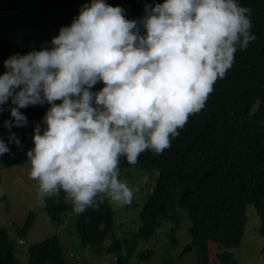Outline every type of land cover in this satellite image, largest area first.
Masks as SVG:
<instances>
[{
    "label": "clouds",
    "instance_id": "clouds-1",
    "mask_svg": "<svg viewBox=\"0 0 264 264\" xmlns=\"http://www.w3.org/2000/svg\"><path fill=\"white\" fill-rule=\"evenodd\" d=\"M144 13L129 20L125 9L90 0L50 48L4 61L0 114L14 105L3 124L9 142L20 146L11 129L27 126L21 109L49 105L26 153L40 204L63 193L77 216L105 201L130 205L135 191L120 178L121 158L135 166L146 151L170 148L236 52L256 39L252 9L238 0H164ZM9 153L0 139V157Z\"/></svg>",
    "mask_w": 264,
    "mask_h": 264
},
{
    "label": "trees",
    "instance_id": "trees-1",
    "mask_svg": "<svg viewBox=\"0 0 264 264\" xmlns=\"http://www.w3.org/2000/svg\"><path fill=\"white\" fill-rule=\"evenodd\" d=\"M85 1L90 3V0ZM16 2L0 0V12L13 13ZM163 2L105 0L112 7L125 9L129 20H140L145 14V4L154 6ZM238 3L252 9L255 41L247 50L236 52L235 62L226 77L215 83L205 107L189 118L171 141L170 148L159 155L146 151L135 166L121 158V171L135 169L155 175L151 190L148 188L150 191L141 196L143 203L136 232L123 238L111 236L109 244L103 247L102 243L113 229L109 202L105 201L99 210L88 209L79 216L73 213L70 204L64 203L63 193L60 198L47 200L46 206L43 205L42 210L53 224L66 216L68 221L74 222L81 247L93 248L96 255L112 256L113 264H127L138 253L140 243L150 240L165 223L171 225L168 235L175 246V234L187 219L189 245L195 250L197 264H207L208 242L215 243L220 253L240 245L247 222V206L253 207L259 216L258 233L264 235V0H238ZM40 15L46 17L47 24L58 18L70 26L79 15L77 0H48ZM35 31H20L17 41L0 37V75L6 71L4 61L9 57L51 47V41L33 43ZM103 86L98 83L92 91L97 92ZM11 107L14 105L9 101L0 114V139L10 148L9 154L0 157V170L29 166L26 153L34 147V127L42 121L49 105L20 110L27 117V126L11 129L20 141L19 147L9 142V130L3 126L4 121L11 120ZM35 184L37 187L36 181ZM34 218V213L30 212L15 229L16 241L26 237ZM100 225H103L102 230ZM15 240L0 224V264H20ZM27 255V264H66L56 234L31 245Z\"/></svg>",
    "mask_w": 264,
    "mask_h": 264
},
{
    "label": "rangeland",
    "instance_id": "rangeland-1",
    "mask_svg": "<svg viewBox=\"0 0 264 264\" xmlns=\"http://www.w3.org/2000/svg\"><path fill=\"white\" fill-rule=\"evenodd\" d=\"M47 1L17 0L16 11L0 12V37L17 41L20 31L34 29L36 31L33 43L51 41L59 34V30L67 25L58 18H53L47 24L46 17H41L40 11L47 7ZM84 4L85 0H77L79 13ZM29 173L28 165L0 170V224L9 231L10 237L15 240V229L23 224L30 212L35 215L26 237L19 242L15 240L18 262L27 264L28 248L56 234L60 239L66 264H113L112 256L104 253L96 255L93 248L80 246L74 222L68 221L67 216L58 221V224L49 221L42 210L43 205L37 201V187L35 181L30 179ZM120 178L127 181L135 191V196L132 203L127 206L121 207L110 203L113 229L111 235L102 243L103 247L109 244L111 236L123 238L136 232L139 225L138 214L143 203L141 196L151 190L155 175L132 169L121 171ZM245 214L247 222L240 245L227 253H220L215 243L208 242L207 264H264V235L258 233L261 225L259 216L251 206L246 207ZM189 225L187 219L182 221L175 234L177 243L173 246L168 235L171 225L165 223L163 227L157 229L150 240L140 243L138 253L127 264H161L169 261L176 264H197L195 250H185L190 244ZM149 253L153 254L149 256Z\"/></svg>",
    "mask_w": 264,
    "mask_h": 264
},
{
    "label": "water",
    "instance_id": "water-1",
    "mask_svg": "<svg viewBox=\"0 0 264 264\" xmlns=\"http://www.w3.org/2000/svg\"><path fill=\"white\" fill-rule=\"evenodd\" d=\"M191 249L190 245L186 246V251H189Z\"/></svg>",
    "mask_w": 264,
    "mask_h": 264
}]
</instances>
